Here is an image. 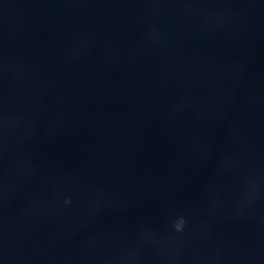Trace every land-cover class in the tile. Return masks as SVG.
<instances>
[{
    "label": "water",
    "instance_id": "water-1",
    "mask_svg": "<svg viewBox=\"0 0 264 264\" xmlns=\"http://www.w3.org/2000/svg\"><path fill=\"white\" fill-rule=\"evenodd\" d=\"M0 264H264V0H0Z\"/></svg>",
    "mask_w": 264,
    "mask_h": 264
},
{
    "label": "clouds",
    "instance_id": "clouds-1",
    "mask_svg": "<svg viewBox=\"0 0 264 264\" xmlns=\"http://www.w3.org/2000/svg\"><path fill=\"white\" fill-rule=\"evenodd\" d=\"M65 202L67 203V201H65ZM182 226H183V218L181 217L179 219V222H176L175 227H176L177 230H179V229L182 228Z\"/></svg>",
    "mask_w": 264,
    "mask_h": 264
}]
</instances>
